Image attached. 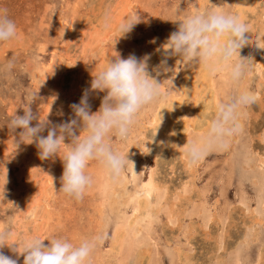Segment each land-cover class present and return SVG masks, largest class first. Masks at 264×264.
<instances>
[{
	"label": "rangeland",
	"instance_id": "374dc122",
	"mask_svg": "<svg viewBox=\"0 0 264 264\" xmlns=\"http://www.w3.org/2000/svg\"><path fill=\"white\" fill-rule=\"evenodd\" d=\"M244 2L245 0H236V3L235 0H210L214 6L223 4L225 10L245 9L249 1L246 0V5ZM260 3L261 0H258L254 9H251V11L254 10L253 12L244 10L245 14L255 21V30L259 34L252 33L242 47V52L252 57L253 64L239 85V87L250 89L254 94L257 93L255 94L257 99L244 109L240 117L241 132L234 135L227 144L209 150L203 161L200 160L195 164V184L188 185L190 192L187 198L190 201L187 203L185 198L183 201H181L183 198L179 199L181 197L179 194L182 192L183 184L190 181L191 173L188 172L191 168L185 165L179 156L170 153L168 146L165 149L164 147L158 149L157 133L154 136L155 126L151 122L158 115L161 118L160 128L169 125L171 131L169 134L175 140L177 137L179 139L184 131L181 124L184 114L190 115L192 120L196 118V122H200L198 119L203 117L201 124L206 126L211 119L209 117L214 115V110L208 103L212 91L217 93L218 100L221 102L224 96L235 88L227 82L223 74L212 77L213 86L209 88L207 80L210 77L206 75L207 72L203 71L202 67L193 65L191 68L184 67L177 72L172 80L173 86L168 82L164 85L167 92L166 100L159 105L144 109L132 129L128 143L120 145L121 150L132 149H129L128 159L130 158L129 160L134 164L133 170L129 168L130 171L128 170L120 179L112 180L96 162H90L87 171L93 177V184L80 200L69 198L59 192L63 173V163L59 157H56L54 161L40 160L34 143L20 144L15 151L13 136H16L20 130L17 129L16 133H13L7 125L15 113L23 115V108L27 106L30 94L38 89V99L30 105L34 114L39 115L40 112L41 118H44L51 107L48 120L53 124L66 122L72 118L74 114L69 105L80 101L84 90L90 89L93 75L104 67L107 59L114 56L115 52L122 59H126L129 55H135L139 59L145 54H151V59L148 61L151 72V69L163 58L161 52L155 50L160 48L169 35L177 29L179 24L177 20L183 13L196 8H207L209 6L207 0H0V8L7 10L18 29V35L14 41L0 44V162H3L0 163V186L5 183L7 170L5 198L0 196V229H7L12 233L9 243H19L23 238L35 234L63 235L74 242L83 238L99 237L100 240L91 256V264H182V260L180 261L176 256V248L185 250L184 254L189 255V264H216L221 258L225 260L218 264H234L233 260L237 253L240 254L242 264H255L259 260L261 261L259 264H264V225H262L264 224V169L256 165L258 158L262 156L260 154L264 156L262 140L264 137V64L262 67L260 65L261 59L264 63V49L262 51L257 47V44L264 46V30L262 31L264 4H261L260 8ZM180 9L183 13L178 15L177 12ZM133 13L139 15L140 22L134 25L130 33L118 38L114 45L117 26L122 18ZM154 38L155 43H151ZM177 59L178 57L169 58L168 66H174ZM9 64H11L10 69L7 67ZM168 74L162 73L157 77L158 82L172 76L171 72ZM244 84L247 85L244 86ZM195 87L201 89L198 90ZM183 94L188 95H186L188 98H186V106L182 110L185 113L179 110L173 117L169 116L174 112L170 111L172 106L177 104L176 100ZM105 95L106 92L99 91L90 93L89 103L92 112L98 110ZM197 102L199 104H196ZM206 107L209 108L208 112H205ZM61 111L63 115L59 114ZM206 116L209 118L208 121ZM174 119L180 120L177 122ZM168 120L170 122L173 120V125ZM36 122L34 120L32 124L35 125ZM173 126L176 129H172ZM46 134L45 131L43 135ZM191 137L195 139V135L192 134ZM67 142L66 140L65 143ZM251 164L253 166L255 164L254 170L248 167ZM156 168H159V171L155 170ZM149 170L152 173L155 170L157 182L161 185L160 193L162 192L163 195L161 194L158 199L154 197L149 199L151 207L154 210L158 208L159 213L152 210L154 215L150 221L143 220L141 229L137 228L140 234L138 231L131 232L128 223L134 219L133 212L141 202L143 194L140 192V185L149 181L152 174ZM119 186H123L122 191ZM174 190L176 191L173 193ZM197 191H200L201 199ZM192 196L198 200H194ZM158 202H160L159 206L156 204ZM169 208L175 211L172 218L174 225L169 224L168 217L171 211ZM251 210H256L254 215H258L262 221L261 224L253 227L259 232V240L257 239L255 244L254 241L249 240V243L244 241L245 236L250 235L252 229L250 225L254 215L250 213ZM108 214L111 216L109 217ZM214 214L223 218V222L211 221L210 217ZM230 216L232 218H229ZM146 223L147 228H145ZM118 224L123 225L119 227ZM123 226L126 228L123 229ZM134 233L139 234L135 236ZM114 234L118 235H116L117 238L114 237L116 242L113 238ZM141 236L142 238L139 239L138 237ZM220 237H224L222 252L218 249ZM134 238H138V241L136 240L138 245L135 244ZM170 241L172 243L169 244ZM44 243L47 244L48 241ZM0 251L17 258L7 246ZM120 253H124L121 256L126 262L117 260L121 258ZM18 264H23L22 255L18 258Z\"/></svg>",
	"mask_w": 264,
	"mask_h": 264
},
{
	"label": "clouds",
	"instance_id": "9594fccd",
	"mask_svg": "<svg viewBox=\"0 0 264 264\" xmlns=\"http://www.w3.org/2000/svg\"><path fill=\"white\" fill-rule=\"evenodd\" d=\"M207 3L209 6L205 9L196 8L187 13L178 10V15L183 13L177 20L178 27L155 50L161 52L163 58L151 72L148 64L151 54L139 59L135 55L122 59L114 51L115 55L108 58L104 67L93 75L90 89L84 90L78 103L69 105L74 115L66 122L53 124L49 121L51 107L44 118H41L40 112L39 115L34 114L30 105L38 99L39 89L31 93L23 115L15 113L7 125L13 133L20 130L13 136L15 151L20 144L34 143L40 160L54 161L59 157L63 163L59 192L80 200L93 184V177L87 171L90 162H96L112 180L119 179L129 168L133 170L134 164L128 159L130 148L121 150L120 145L128 143L143 110L166 99L165 83L173 86L176 73L193 65L202 67L210 77L223 74L235 88L215 106L214 115L207 122L203 135L183 146L187 162L194 165L212 148L230 142L242 130L240 117L244 109L257 99L250 89L239 85L253 64L252 57L245 55L242 47L252 33L258 32L255 21L243 10H225L223 6H214L210 0ZM139 22L137 13L122 18L113 44L130 33ZM17 35L16 22L6 9L0 8V44L14 41ZM151 43H155V38ZM257 47L264 49L259 44ZM172 57L178 59L174 66L169 67L168 59ZM7 67L10 69L11 64ZM169 72L171 77L158 82L157 77ZM96 91L106 92V95L98 110L92 112L89 95ZM59 114L63 115V112ZM34 120L37 121L35 125L32 124ZM45 131L47 134L43 135ZM160 143L163 144V141ZM6 183L7 170L5 183L0 186L3 199ZM11 239L9 230L0 229V249L7 246L17 257L0 251V264H18L21 255L23 264H91V256L100 240L99 237H91L74 242L63 235L39 234L29 235L19 243H9Z\"/></svg>",
	"mask_w": 264,
	"mask_h": 264
},
{
	"label": "bare ground",
	"instance_id": "6f19581e",
	"mask_svg": "<svg viewBox=\"0 0 264 264\" xmlns=\"http://www.w3.org/2000/svg\"><path fill=\"white\" fill-rule=\"evenodd\" d=\"M222 1V0H221ZM231 1H233V0H231ZM238 1V0H237ZM244 1V0H243ZM249 1V5H247V6H245V9H248V10H250L251 11V9H254V5L255 4H257V2H258V0H248ZM151 2V1H150ZM212 2V1H211ZM221 3H223V2H221ZM235 3H236V0H235ZM240 3V2H239ZM239 3H238V5H239ZM242 3V2H241ZM244 4L246 5V0H245V2H244ZM223 5V4H222ZM221 5V6H222ZM237 5V6H238ZM242 5V4H241ZM263 5V4H262ZM236 6V5H235ZM240 6V5H239ZM238 8V7H237ZM260 8H261V5H260ZM200 9V8H199ZM238 9H240V8H238ZM245 9H240V10H245ZM250 11H248V12H250ZM254 11V10H253ZM253 11H251V12H253ZM256 11V10H255ZM260 12V11H259ZM246 13H247V11H246ZM257 14V13H256ZM260 14H261V12H260ZM263 15H264V12H263ZM259 18V17H258ZM259 23V22H258ZM256 24V23H255ZM256 26V25H255ZM258 26V25H257ZM262 26V25H261ZM258 28V27H257ZM115 30V29H114ZM264 29H262V31H263ZM264 32V31H263ZM259 33V32H258ZM261 35V34H260ZM259 35V36H260ZM258 36V35H257ZM103 39V38H102ZM262 50V49H261ZM263 51V50H262ZM254 53H256V52H254ZM259 53V52H258ZM141 54V53H140ZM153 54V53H152ZM262 56V55H261ZM260 56V57H261ZM258 57V56H257ZM256 57V58H257ZM260 57H258V58H260ZM257 58V59H258ZM172 59V58H171ZM170 64H172V63H170ZM264 63H263V60L261 59V61H260V65H261V67H262V65H263ZM174 65V64H173ZM171 66V65H170ZM201 68V67H200ZM262 69V68H261ZM261 69H259V72L260 73H262V71H263V69H262V71H261ZM188 71H190V70H188ZM203 71H205L204 69H203ZM258 72V73H259ZM203 73V72H202ZM168 74V73H167ZM169 75V74H168ZM196 75H199V74H196ZM201 75V74H200ZM206 75H207V73H206ZM251 75V74H250ZM261 75V74H260ZM188 76V75H187ZM202 76V75H201ZM258 76V75H257ZM191 77V76H190ZM193 77V76H192ZM210 77V76H209ZM262 77V76H261ZM261 77H260V79H261ZM164 78V77H163ZM201 78V77H200ZM206 78H207V76H206ZM205 78V79H206ZM252 78V77H251ZM197 79V78H196ZM209 80H207V85H209V88H211V86H213L211 83H212V77H210V78H208ZM219 79V78H218ZM250 79V78H249ZM195 80V79H194ZM220 80V79H219ZM259 80V79H258ZM163 81V80H162ZM162 81H160V82H162ZM190 81V80H189ZM203 81H204V79H203ZM206 81V80H205ZM174 82V81H173ZM228 82V81H227ZM226 81H225V83H227ZM261 82H263V81H261ZM261 82H260V84H261ZM186 83V82H185ZM247 84L249 83V81H247L246 82ZM183 83H181V85H182ZM191 84H193V82L191 83ZM200 84V83H199ZM243 84V83H242ZM246 84V85H247ZM175 85H176V83H175ZM206 85V84H205ZM245 84H244V86H246ZM262 85V84H261ZM196 86V85H195ZM200 86V85H199ZM232 86V85H231ZM248 86H249V84H248ZM183 87H185V86H183ZM206 87V86H205ZM259 87H262V86H259ZM196 89L198 88V87H195ZM213 88V87H212ZM182 89V88H181ZM190 89V88H189ZM199 89H201V88H198V90ZM227 89V88H226ZM231 89V88H230ZM183 90V89H182ZM194 90V89H193ZM177 91V90H176ZM256 91V90H255ZM187 92H188V90H187ZM199 92V91H198ZM207 92H208V90H207ZM259 92V91H258ZM176 93V92H175ZM183 93V92H182ZM202 93V92H201ZM206 93V92H205ZM172 94V93H171ZM178 94H180V93H178ZM211 94V93H210ZM217 93H215L214 91H212V95H211V99L209 98L208 99V103H209V105H210V107L214 110L215 109V106L216 105H218L219 103H220V101L218 100V97H217V95H216ZM255 94H257V93H255ZM259 94H260V92H259ZM187 95V94H186ZM186 95H182L181 96V98L180 99H177L176 101H177V104L176 105H171L172 106V108H171V112H173V114L171 115H169V116H174L175 114L174 113H176V111H179V110H181V112H183V113H185V111H182V110H184V107L186 106V98H187V96ZM198 95V94H197ZM196 95V96H197ZM175 96V95H174ZM174 96H172V97H174ZM194 96V95H193ZM176 97H178L177 95H176ZM200 97V96H199ZM208 97H210V96H208ZM263 97V96H262ZM261 97V98H262ZM190 98V97H189ZM192 98V97H191ZM207 98V97H206ZM188 99V98H187ZM259 99V98H258ZM166 100V99H165ZM164 100V101H165ZM168 100V99H167ZM170 100V99H169ZM171 101V100H170ZM199 101V100H198ZM218 101H219V103H218ZM257 101H259V100H257ZM168 102V101H167ZM261 102V101H260ZM259 102V103H260ZM263 102V101H262ZM165 103V102H164ZM163 103V104H164ZM193 104V103H192ZM196 104H199V102H197ZM202 104H204V102L202 103ZM207 104V103H206ZM194 105V104H193ZM187 106H188V104H187ZM196 106H198V105H196ZM200 106H202V105H200ZM249 107V106H248ZM163 108V107H162ZM161 108V109H162ZM159 109V108H158ZM188 109V108H187ZM201 109V108H200ZM199 109V110H200ZM208 107H206V110H205V112H208ZM169 110V109H168ZM189 110V109H188ZM204 110V109H203ZM202 110V111H203ZM212 110V111H213ZM250 110V109H249ZM161 110H159V112H160ZM165 111V110H164ZM187 111V110H186ZM202 111H201V114H202ZM163 112V111H162ZM166 112H167V109H166ZM250 112V111H249ZM198 113H200V111H198ZM198 113H196V115L198 114ZM163 114H164V112H163ZM163 114H161L162 116H163ZM178 114V113H177ZM180 114V113H179ZM182 114V113H181ZM160 115V116H161ZM199 115V114H198ZM255 115V114H254ZM156 116V115H155ZM178 116H180V115H178ZM205 116V115H204ZM171 117V118H172ZM202 117V116H201ZM207 117V116H206ZM206 117H205V120H206ZM256 117V116H255ZM199 118V117H198ZM197 118V119H198ZM209 118H212V117H209ZM209 118L207 117V121L209 120ZM160 119L161 118H159L158 117V115H157V117L155 118V119H153V121L151 122V124H154V126H155V131H156V129H157V127H158V129H157V137H158V139H157V141H158V144H159V150L160 149H162V147H164V149H165V147L166 146H168V148H169V151H170V153H172V154H174V155H176V156H179L183 161H184V163H185V165H187L188 167H190L191 168V171L190 172H188V173H191L190 175H191V178H190V181H187V180H189V178L186 180L187 181V183L186 184H183V188H181V190H182V192L179 194L181 197L179 198V199H182L181 201H183L184 200V198H185V200L187 201V203H188V201H190L188 198H187V194L190 192L189 190H188V185H193L194 186V184H195V178H196V170H195V164L194 165H190L188 162H187V159H186V156H185V152H184V148H183V146L187 143V142H190V141H194V140H196V139H198L200 136H202L203 135V133H204V130H205V127L206 126H204L203 124H201L202 122H201V120L203 119V117L202 118H199L198 119V121H200V122H196L195 120H196V118H195V120H192V118H191V116L190 115H188V114H184L183 115V119H181L182 120V123L181 124H183V127H184V131L182 132V135H181V139H180V141H177V140H179L178 139V137L177 136H175V138L177 137V140H175V139H172L171 138V135L169 134V132H171L170 131V127H169V125H167V127L165 126V128H160V125H159V123H160ZM165 119H167V118H165ZM164 119V120H165ZM259 119V118H258ZM162 120H163V118H162ZM170 120V119H169ZM168 120V121H169ZM175 120V119H174ZM177 120H180V119H177ZM177 120H175V121H177ZM204 120V119H203ZM168 121H166L167 123H168ZM172 121L173 120H171V122L169 121V123H171V125H173L172 124ZM175 121H174V124H175ZM242 121H243V119H242ZM165 122V123H166ZM178 122V121H177ZM164 123V124H165ZM204 123H205V121H204ZM197 126H196V125ZM206 124V123H205ZM175 126V125H174ZM174 126H173V128L172 129H176V128H174ZM250 126V125H249ZM143 127V126H142ZM182 127V128H183ZM179 128V127H178ZM149 130V129H148ZM150 130H151V128H150ZM142 131V130H141ZM179 131V130H178ZM143 132V131H142ZM153 132V131H152ZM155 133V132H154ZM173 133V132H172ZM177 133V132H176ZM178 134V133H177ZM192 134L193 135H195V139L193 140V138L191 137L192 136ZM174 135V134H173ZM150 139H148V141H149ZM262 140L264 141V137L262 138ZM161 141H163V144H161L160 142ZM151 142H153V141H151ZM241 142V141H240ZM252 142H253V140H252ZM139 143V142H138ZM149 143V142H148ZM254 143V142H253ZM260 143H261V141H260ZM141 144V143H140ZM140 144H136V145H140ZM156 144V143H155ZM147 145H149V144H147ZM264 145V144H263ZM142 146V145H141ZM150 146V145H149ZM161 147V148H160ZM236 147H238V146H236ZM147 148V147H146ZM145 148V149H146ZM157 148V147H156ZM144 149V150H145ZM264 149V148H263ZM130 150H132V149H130ZM151 150V149H150ZM254 150V149H253ZM135 151H136V149H135ZM148 151V150H147ZM152 151V150H151ZM234 151H236V150H234ZM131 152V151H130ZM156 152H158V151H156ZM260 152V151H259ZM147 153V152H146ZM264 153V152H263ZM160 154V153H159ZM235 154H236V152H235ZM146 155V154H145ZM144 155V156H145ZM156 155V154H155ZM233 155V154H232ZM232 155H231V157H232ZM260 155H262V156H260L259 158H258V163L256 164V165H258V166H260V167H262L263 169H264V156H263V154H260ZM147 156V155H146ZM151 156V155H150ZM152 157H154L153 155H152ZM205 157V156H204ZM258 157V156H257ZM157 158H158V156H157ZM233 158H234V155H233ZM130 159V158H129ZM156 160V159H155ZM154 160V161H155ZM179 160V159H178ZM202 161H203V159H202ZM255 164H254V166H255ZM61 165V164H60ZM153 166V165H152ZM158 166V165H157ZM183 166V165H182ZM254 166L251 164L250 166H248L249 168H250V170L251 169H255L254 168ZM158 169V170H157ZM189 169V168H188ZM155 170H157V171H159V168H156ZM155 170L153 171V173L152 172H150V170H149V172H150V174H151V176H150V179H149V181L147 182V183H143V184H141L140 185V192H142V194H143V198L141 197V202H140V204H139V206L135 209V211L133 212V213H135V217H134V219L133 220H131L133 217L132 216H130V217H132V218H130V220H131V222H129L128 223V228H129V230H131V232H135V231H138L137 230V228H140L143 224L142 223H144V221H145V219H146V221H150V218L154 215L153 214V211L152 210H154L152 207H151V203L149 202V199L150 198H155V199H158V197L162 194V192L160 193V190H161V185L157 182V179H156V174H155ZM184 170V169H183ZM182 170V171H183ZM130 171V170H129ZM157 171H156V173H157ZM147 172V171H146ZM186 173H187V171H186ZM187 173V174H188ZM198 173V172H197ZM135 174V173H134ZM143 174V173H142ZM125 175V174H124ZM244 175V174H243ZM189 176V175H188ZM187 176V177H188ZM148 178H149V176H148ZM147 178V179H148ZM158 178V177H157ZM120 179V178H119ZM145 181V180H144ZM185 181V182H186ZM185 182H183V183H185ZM165 184V183H164ZM182 184V183H181ZM102 186V185H101ZM117 186V185H116ZM124 186V185H123ZM123 186H121L122 188H123ZM196 186V185H195ZM120 186H119V188H120V190L122 191V188H121ZM181 186H179V188H180ZM194 188V187H193ZM163 189V188H162ZM165 189H167V188H165ZM164 189V190H165ZM108 190V189H107ZM119 190V191H120ZM124 190V189H123ZM129 190V189H128ZM180 190V191H181ZM194 189H192V192H194L193 191ZM176 190H174L173 191V193L175 192ZM112 192V191H111ZM114 192V191H113ZM191 192V193H192ZM200 191H197V193H199ZM116 193V192H115ZM129 193V192H128ZM167 193H168V190H167ZM177 193V192H176ZM178 193H179V191H178ZM197 193H195L196 194V196H197ZM117 194H119V193H117ZM114 195V194H113ZM163 195V194H162ZM167 196H168V194H166ZM177 195V194H176ZM178 195V196H179ZM111 196V195H110ZM127 196H128V194H127ZM135 196H137L136 194H135ZM174 196V195H173ZM116 197V196H115ZM162 197V196H161ZM198 197H199V199H201L200 197V193H199V195H198ZM114 198V197H113ZM117 198V197H116ZM115 198V199H116ZM168 198H169V196H168ZM173 198V197H172ZM192 198H193V196H192ZM39 199V198H38ZM122 199V198H121ZM138 199H140V197L138 198ZM166 199V198H165ZM171 199V198H170ZM194 199V198H193ZM197 199V198H196ZM196 199H194V200H196ZM133 200V199H132ZM172 200V199H171ZM174 200V199H173ZM198 200V199H197ZM160 201V200H159ZM170 201V200H169ZM168 201V203H170ZM165 202V201H164ZM163 202V203H164ZM137 203H139V202H137ZM172 203V202H171ZM109 204V203H108ZM107 204V205H108ZM124 204V203H123ZM158 206H159V204H160V202H158V203H156ZM186 203H184V205H185ZM191 204V203H190ZM105 205H106V203H105ZM137 205V204H136ZM153 205H155V204H153ZM164 205V204H163ZM178 205H180V204H178ZM109 206V205H108ZM121 207H123V206H121ZM263 207H264V205H263ZM103 208V207H102ZM161 208V207H160ZM173 207H171V209H172ZM180 208V207H179ZM109 209H110V207H109ZM170 208H169V210H171ZM186 209V208H185ZM252 209V208H251ZM174 210V209H173ZM173 210H171L170 211V216L168 217V219H169V224H173L174 222H173V220H172V218H173V215H174V213H175V211H173ZM181 210V209H180ZM213 210V209H212ZM234 210H236V208L234 209ZM249 210V209H248ZM42 211H44V210H42ZM120 211V210H119ZM122 211V210H121ZM125 211V210H124ZM155 211V213H159V209L157 208L156 210H154ZM178 211V210H177ZM176 211V212H177ZM246 211V210H245ZM142 212H143V214H142ZM180 212V211H179ZM255 212H257L256 210H251L250 211V213H252L253 215H254V213ZM45 213V212H44ZM100 213H101V210H100ZM118 213V212H117ZM122 213H123V211H122ZM178 213V212H177ZM111 215H112V213H110ZM146 214V215H145ZM252 214L250 215V216H252ZM257 214V213H256ZM259 214V213H258ZM106 215V214H105ZM110 215V216H111ZM179 215V214H178ZM232 215V214H231ZM260 215V214H259ZM45 216H46V214H45ZM99 216H102V215H99ZM108 216H109V214H108ZM109 216V217H110ZM176 216V215H175ZM179 216H181V215H179ZM129 217V216H128ZM145 217V218H144ZM249 217V216H248ZM183 218V217H182ZM229 218H232L231 216L229 217ZM253 219V221L251 222V224L252 225H250L251 226V232H250V235H247V236H245V239H244V241L245 242H248L249 243V240H250V242L251 241H254V244H255V241L258 239L259 240V232H258V230L255 228H253V227H256L255 225H259V224H261L262 223V221L260 220V218H259V216L258 215H254L253 217H252ZM98 219V218H97ZM105 219V218H104ZM128 219V218H127ZM148 219V220H147ZM210 219H211V221H213L214 223H219V222H223V218H221V217H217L215 214L214 215H212V217H210ZM126 220V219H125ZM124 220V221H125ZM144 220V221H143ZM177 220V219H176ZM178 220H180V219H178ZM181 220H183V219H181ZM228 220V219H227ZM232 220V219H231ZM153 221V220H152ZM167 221V220H166ZM235 221V220H234ZM120 222H122V221H120ZM246 222V221H245ZM249 222V223H250ZM95 223V222H94ZM123 223V222H122ZM125 223H127V221L125 222ZM150 223V222H149ZM148 223V224H149ZM168 223V222H167ZM178 223V222H177ZM184 223V222H183ZM189 223V222H188ZM192 223V222H191ZM190 223V224H191ZM212 223V222H211ZM247 223V222H246ZM98 224V223H97ZM116 224H117V222H116ZM124 224V223H123ZM123 224H121V226L118 224V226L119 227H122V225ZM179 224V223H178ZM178 224H175V225H177L178 226ZM231 224V223H230ZM242 224H244V222L242 223ZM174 225V224H173ZM192 225V224H191ZM212 225H214V224H212ZM235 225V224H234ZM247 225H249L248 223H247ZM262 225H264V224H262ZM126 226V225H125ZM146 226V227H145ZM144 227L145 228H147V223H146V225H145ZM148 226H150V225H148ZM172 226V225H171ZM211 226V225H210ZM117 227V226H116ZM144 227H142V229L144 228ZM173 227V226H172ZM176 227V226H175ZM174 227V228H175ZM193 227H195L194 225H193ZM219 227V226H218ZM228 227V226H227ZM118 228V227H117ZM116 228V229H117ZM126 228V227H125ZM124 228V226H123V229H125ZM145 228H144V230H145ZM211 229H212V227H210ZM225 228H226V226H225ZM224 228V229H225ZM264 228V227H263ZM94 229V228H93ZM115 229V230H116ZM121 229V228H120ZM120 229H118V230H120ZM122 229V230H123ZM141 229V228H140ZM220 229V228H219ZM227 229V228H226ZM144 230H141V231H143V232H145ZM218 230V229H217ZM147 231V230H146ZM178 231V230H177ZM191 231V230H190ZM209 231V230H208ZM221 231V230H220ZM225 231V230H224ZM227 231V230H226ZM245 231V230H244ZM89 232V231H88ZM117 232V231H116ZM115 232V233H116ZM126 232V231H125ZM125 232H124V234H125ZM130 232V233H131ZM139 232V231H138ZM149 232V231H148ZM188 232H189V230H188ZM207 232V231H206ZM205 232V233H206ZM228 232H229V230H228ZM140 233V232H139ZM138 233V234H139ZM187 233V232H186ZM190 233V232H189ZM208 234H209V232H207ZM221 233V232H220ZM137 233H134V235L135 236H137L138 235ZM141 234V233H140ZM204 234V233H203ZM224 234H226V232L224 233ZM243 234V233H242ZM117 235V234H116ZM115 234H114V236H113V238L116 236ZM120 235V234H119ZM133 235V236H134ZM223 235V234H222ZM118 236V235H117ZM117 236H116V238H117ZM125 236H127V235H125ZM134 236V237H135ZM175 236V235H174ZM192 236V235H191ZM213 236H214V234H213ZM217 236H218V234H217ZM225 236H227V235H225ZM229 236V235H228ZM250 236H252L251 237V239H250ZM128 237V236H127ZM145 237V236H144ZM155 237V236H154ZM204 237V236H203ZM216 237V236H215ZM242 237H243V235H242ZM116 238H114V240L116 239ZM124 238V237H123ZM122 238V239H123ZM131 238H132V233H131ZM139 239L140 238H142V236L141 237H138ZM138 238H134L135 239V244L136 245H138L137 243V241H138ZM211 238H212V236H211ZM118 239H120V238H118ZM133 239V238H132ZM215 239V238H214ZM241 239V238H240ZM243 239V238H242ZM129 240V239H128ZM137 240V241H136ZM143 241H144V238L142 239ZM189 240H191V238L189 239ZM113 241V240H112ZM119 241V240H118ZM124 241V240H123ZM133 242H134V240H132ZM207 241H208V239H207ZM243 241V240H242ZM241 241V242H242ZM243 241V242H244ZM115 242H116V240H115ZM120 242H121V239H120ZM125 242V241H124ZM187 242V241H186ZM218 249H219V251L220 252H222V249H223V244H224V237H220L219 239H218ZM113 243V242H112ZM118 243V242H117ZM116 243V244H117ZM170 243H172L171 241L169 242V244ZM174 243V242H173ZM190 243V242H189ZM239 243V242H238ZM129 244V243H128ZM167 244V243H166ZM113 246H114V244H112ZM112 245H111V247H112ZM122 245V244H121ZM143 245V244H142ZM190 245V244H189ZM253 245V244H252ZM118 246V245H117ZM126 246V245H125ZM156 246V245H155ZM169 246V245H168ZM215 246H216V244H215ZM114 248V247H113ZM119 248V247H118ZM147 248V247H146ZM155 248V247H154ZM235 248V247H234ZM237 248V247H236ZM117 249V248H116ZM125 250V249H124ZM123 250V251H124ZM129 250V249H128ZM147 250V249H146ZM162 250H163V248H162ZM226 250V249H225ZM229 250V249H228ZM233 250H235V249H233ZM246 250V249H245ZM148 251V250H147ZM146 251V252H147ZM151 251V250H150ZM194 251V250H193ZM232 251V250H231ZM109 252V251H108ZM119 252H120V250H119ZM130 252V251H129ZM142 252V250L140 251V253ZM149 252V251H148ZM184 252H185V250H183L182 248H176V256L180 259V261H181V263L182 264H189L190 263V259H189V255L188 254H184ZM216 252V251H215ZM117 253V252H116ZM125 253V252H124ZM124 253H120V256H121V254L123 255ZM140 253H138V254H140ZM145 253V252H144ZM226 253V252H225ZM105 254V253H104ZM111 253H109V255H110ZM126 254V253H125ZM138 254H137V256H138ZM148 254V253H147ZM184 254V255H183ZM218 254H220V253H218ZM262 254V253H261ZM103 255V254H102ZM263 255H264V253H263ZM262 255V256H263ZM115 256H117V255H114V257ZM145 256H146V254H145ZM144 256V257H145ZM148 256V255H147ZM211 256H212V254H211ZM214 256V255H213ZM220 256V255H219ZM117 257H119V255L117 256ZM128 257V256H127ZM140 257V256H139ZM139 257H137V259L139 258ZM144 257H142V258H144ZM184 257V258H183ZM215 257H216V255H215ZM261 257V256H260ZM141 258V259H142ZM148 257H146V259H147ZM150 258V257H149ZM191 258H193L192 256H191ZM114 259V258H113ZM117 259V258H116ZM123 260V262H126V260L124 261V259L122 258V256H121V258H119V259H117L118 261L119 260ZM261 259V258H260ZM139 260V259H138ZM204 260V259H203ZM224 260L225 259H223V258H221L220 260H218V261H216V262H218V263H222V262H224ZM262 260V259H261ZM108 261V260H107ZM112 261V260H111ZM142 261V260H141ZM179 261V262H180ZM263 261V260H262ZM135 262V261H134ZM152 262V261H151ZM210 262H212V261H210ZM258 263H255V264H259V262L261 263V261L259 260V261H257ZM128 263V262H127ZM146 263H147V261H146ZM154 263V262H153ZM218 263H216V264H218ZM233 263L234 264H242V259H241V257H240V254L239 253H237L236 255H235V257H234V260H233ZM148 264V263H147Z\"/></svg>",
	"mask_w": 264,
	"mask_h": 264
}]
</instances>
